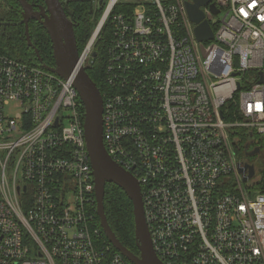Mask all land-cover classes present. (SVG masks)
<instances>
[{
	"label": "built area",
	"instance_id": "1",
	"mask_svg": "<svg viewBox=\"0 0 264 264\" xmlns=\"http://www.w3.org/2000/svg\"><path fill=\"white\" fill-rule=\"evenodd\" d=\"M186 1L107 0L78 67L108 25L103 144L139 184L157 257L264 264V192L243 181L264 146V0L200 6L201 42ZM83 120L73 77L0 52V264H132L97 224Z\"/></svg>",
	"mask_w": 264,
	"mask_h": 264
},
{
	"label": "water",
	"instance_id": "2",
	"mask_svg": "<svg viewBox=\"0 0 264 264\" xmlns=\"http://www.w3.org/2000/svg\"><path fill=\"white\" fill-rule=\"evenodd\" d=\"M43 1L44 5H38L37 9H33V5L27 0H17L21 7V20L24 25L25 40L27 46L33 47L28 31V22L30 19H34L46 30L51 42L54 59L53 67L43 64L37 49L34 48L39 64L43 68L67 79L73 74L79 60L73 22L67 17L60 0ZM102 1L100 0L99 3H102ZM210 1L191 0V2H185L188 17L196 24L194 28L195 37L200 42L213 37V31L208 22L203 20V13L200 10V6L206 5ZM209 6L214 14L218 12L213 3ZM91 56L95 57L96 52L93 51ZM73 85L78 92L84 110V138L93 172L96 211L104 235L113 247L132 264H164L157 257L152 247L137 180L131 173L118 165L109 156L104 147L101 92L87 74L85 67L82 66H79L78 70L73 74ZM257 151L258 148L253 150L251 154H255ZM245 168H248V175L243 178V181L253 177L255 173L253 166L247 162L245 163ZM107 183L114 184L122 189L132 202L137 253H134L119 241L106 220L103 197Z\"/></svg>",
	"mask_w": 264,
	"mask_h": 264
},
{
	"label": "trees",
	"instance_id": "3",
	"mask_svg": "<svg viewBox=\"0 0 264 264\" xmlns=\"http://www.w3.org/2000/svg\"><path fill=\"white\" fill-rule=\"evenodd\" d=\"M31 4L44 5L43 0H27ZM100 1V0H99ZM67 17L74 23V35L78 53L88 42L91 33L97 25L98 19L105 7L104 0L99 7L94 0H60ZM21 17V7L17 0L0 1V52L10 57L20 59L39 66L34 48L37 49L43 64L53 67L51 42L46 30L36 21L28 22V31L33 47L27 46L24 25ZM108 25L103 26L95 45V57L85 65V70L94 81L100 92L104 89L105 50L108 41ZM249 135L241 133L239 152H244ZM261 168L256 174V181L252 189L264 192V146ZM103 206L106 220L119 241L128 249L137 253L134 238V219L132 202L122 189L107 183L104 188ZM99 225L98 217L96 216Z\"/></svg>",
	"mask_w": 264,
	"mask_h": 264
},
{
	"label": "rangeland",
	"instance_id": "4",
	"mask_svg": "<svg viewBox=\"0 0 264 264\" xmlns=\"http://www.w3.org/2000/svg\"><path fill=\"white\" fill-rule=\"evenodd\" d=\"M1 1V0H0ZM106 1L107 0H104V3H106ZM94 3L97 5V7H99V5H101V4H99V0H94ZM95 29V28H94ZM94 31V30H93ZM92 34H93V32L91 33V36H92ZM90 36V37H91ZM90 39V38H89ZM87 45V43L85 44V46ZM85 46H84V48L82 49V51L79 53V56L81 55V53L83 52V50L85 49ZM75 68H76V70L74 69V73L78 70V62H77V64H76V66H75ZM73 77V74L71 75V78ZM14 111H15V109H7V112L9 113V114H11V115H13L14 114ZM253 149V147H251L250 148V150H252ZM256 155H251L250 156V158L251 159H253L254 157H255ZM257 177H256V175L254 176V177H251V179H250V181L249 182H255L257 179H256ZM252 194H254V192L252 193Z\"/></svg>",
	"mask_w": 264,
	"mask_h": 264
},
{
	"label": "flooded vegetation",
	"instance_id": "5",
	"mask_svg": "<svg viewBox=\"0 0 264 264\" xmlns=\"http://www.w3.org/2000/svg\"><path fill=\"white\" fill-rule=\"evenodd\" d=\"M32 5H33V9H37V6H38V5H35V4H32ZM31 20L35 21L34 19H30L29 21H31ZM36 22H37V21H36ZM72 22H73V21H72ZM73 26H74V23H73ZM73 28H74V27H73ZM93 82H94V81H93ZM254 159H255V158L251 159L250 156H249V160H250V161H253V162L255 163V165H257V166L259 167L260 164H261V162L258 161V160H256L257 158H256L255 160H254Z\"/></svg>",
	"mask_w": 264,
	"mask_h": 264
},
{
	"label": "bare ground",
	"instance_id": "6",
	"mask_svg": "<svg viewBox=\"0 0 264 264\" xmlns=\"http://www.w3.org/2000/svg\"><path fill=\"white\" fill-rule=\"evenodd\" d=\"M75 70H76V68H75ZM73 74H74V72H73Z\"/></svg>",
	"mask_w": 264,
	"mask_h": 264
}]
</instances>
